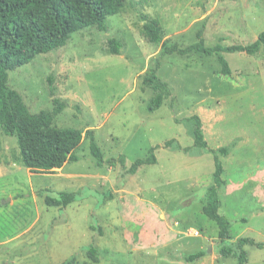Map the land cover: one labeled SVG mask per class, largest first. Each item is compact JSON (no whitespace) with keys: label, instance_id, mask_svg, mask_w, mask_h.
I'll return each mask as SVG.
<instances>
[{"label":"rangeland","instance_id":"374dc122","mask_svg":"<svg viewBox=\"0 0 264 264\" xmlns=\"http://www.w3.org/2000/svg\"><path fill=\"white\" fill-rule=\"evenodd\" d=\"M141 14L156 18L163 40L180 48L195 44L200 29L207 47L249 45L264 32V0H126L122 13L108 17L106 32L75 33L64 47L9 72V86L32 113L52 108V77L66 105L53 125L78 129L83 140L73 152L77 161L30 171L17 140L0 128V264H63L72 257L75 264H236L219 255L218 228L202 213L213 184L212 151L223 147L229 151L217 153L226 182L219 212L231 222L227 244L236 250L245 237L264 244V49L223 53L230 76L215 56L164 57L158 76L171 96L150 113L153 91L141 81L157 67L160 48L145 38ZM111 38L121 42V54H110ZM7 115L0 101V122ZM195 116L207 150L194 146ZM86 132L103 155L101 167ZM152 147L156 163L128 174ZM78 191L65 207L45 204L46 196ZM89 245L99 263L87 257ZM244 249L247 264H264V247ZM200 251L203 257L186 261Z\"/></svg>","mask_w":264,"mask_h":264},{"label":"trees","instance_id":"16d2710c","mask_svg":"<svg viewBox=\"0 0 264 264\" xmlns=\"http://www.w3.org/2000/svg\"><path fill=\"white\" fill-rule=\"evenodd\" d=\"M125 3L126 0H0V101H4L8 107V115L1 120L0 128L5 136L17 140L22 164L28 170L52 171L61 169L67 162L77 161L78 158L73 152L82 142L83 134L78 129L58 128L53 125L55 117L62 113L66 105L57 97L52 77L48 80L52 108L32 113L22 95L9 86V72L29 64L40 54L64 47L75 33L91 29L106 32L108 17L122 13ZM141 21L147 41L160 48L159 57L155 59L157 67L148 69L141 81L153 91V96L147 103V111L150 113L158 110L163 101L171 96L168 84L158 76L160 60L164 57L174 54L186 56L192 52L215 56L222 67V74L230 76L223 53L240 52L253 56L264 49V32L249 45L218 44L207 47L202 29L196 34L198 41L195 44L180 48L168 40H163L162 28L156 18L141 14ZM107 43L110 54H121V42L111 38ZM193 120L194 146L207 150L201 121L198 116L193 117ZM86 135L90 140L91 156L97 166L101 167L104 162L103 155L91 132H86ZM154 150L153 147L150 149L146 159L136 160L127 173L134 175L139 167L155 164ZM228 151L226 147L212 151L215 154L213 184L206 190L202 213L218 228L217 237L221 242L219 255L224 258L233 257L236 264H247L248 254L244 248L252 246L261 249L264 244L249 237L239 238L236 250L227 244L232 239L231 222L219 212V191L226 182L223 179L224 168L217 153L226 156ZM118 159L124 166V157L120 156ZM78 194L79 191L59 192L55 197L46 196L45 204L49 207H65L73 203ZM90 229L99 232L94 225ZM204 253L200 251L190 255L186 261L200 259ZM87 257L92 263L100 262L98 249L94 245L87 247ZM63 264H75V258L72 257Z\"/></svg>","mask_w":264,"mask_h":264},{"label":"water","instance_id":"95a60500","mask_svg":"<svg viewBox=\"0 0 264 264\" xmlns=\"http://www.w3.org/2000/svg\"><path fill=\"white\" fill-rule=\"evenodd\" d=\"M208 253H211V250H210V248L208 249Z\"/></svg>","mask_w":264,"mask_h":264}]
</instances>
